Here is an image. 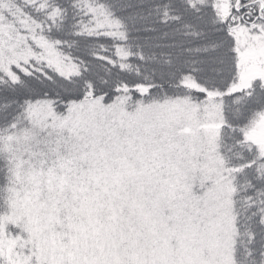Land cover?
<instances>
[{
    "label": "rangeland",
    "instance_id": "rangeland-1",
    "mask_svg": "<svg viewBox=\"0 0 264 264\" xmlns=\"http://www.w3.org/2000/svg\"><path fill=\"white\" fill-rule=\"evenodd\" d=\"M91 10L93 29L119 27L104 7ZM21 16L0 0V70L13 75L12 65L45 62L60 74L76 72V63ZM139 106L128 110L125 97L86 99L61 119L48 101L32 105L35 122L51 116L71 136L83 129L90 146L15 172L0 229L8 257L17 264L33 257L38 264L233 263L235 187L218 145L221 106L187 98ZM251 128L264 152V111ZM205 184L210 198L194 191Z\"/></svg>",
    "mask_w": 264,
    "mask_h": 264
},
{
    "label": "snow or ice",
    "instance_id": "snow-or-ice-1",
    "mask_svg": "<svg viewBox=\"0 0 264 264\" xmlns=\"http://www.w3.org/2000/svg\"><path fill=\"white\" fill-rule=\"evenodd\" d=\"M241 2L242 8H234V11L248 13V0ZM254 7L255 13L248 14L246 19L231 20V25L246 23L253 32H260L261 29L255 25L264 24V15H261L264 9H260L259 4ZM112 8L125 13L123 20L138 34V46L147 50L148 61L154 66L147 67L146 72L158 74L161 79L179 74L181 79L194 78L203 83L206 90L187 89L201 98L198 103L207 100L210 92L219 93L214 99L223 103L224 123L221 131L224 133V151L231 152L239 147L248 153L246 157L237 156L243 166L235 173L239 187L234 196L237 227L245 234L243 242L236 245L235 264H264V152H252L247 142H243L246 126L254 112L264 108V86L256 81L252 88L230 91L232 84L239 80L240 69L236 38L231 33L229 22L220 21L223 25L220 31L226 39L214 40L205 31L185 33L179 29L169 31L151 25L140 27L138 22L146 20L151 12L147 0H115ZM145 9L148 11H143ZM175 20L179 22L183 17L177 15ZM83 71L87 73L89 68L85 66ZM119 83L117 79L110 88L100 87L95 95L106 103L110 102L120 95ZM108 84L107 79L100 77V85ZM179 86L184 87L183 84ZM88 87L87 78L83 75L71 79L60 77L54 81L51 77L41 80L25 74L24 81H0V144L9 146L3 158H0V190H6L18 168L29 170L40 167L42 163L55 164L62 153L90 146L87 142L91 137L83 129L71 136L67 129L57 128L51 116L37 123L31 115L32 105L48 101L63 119L69 114L70 102L83 100ZM22 125L27 127L22 129ZM101 139H104L103 135ZM205 188L206 184L194 191L210 198L212 192L205 193ZM0 264H17V259L8 257L4 250H0ZM23 264L38 262L35 257L24 258ZM120 264L132 262L122 261Z\"/></svg>",
    "mask_w": 264,
    "mask_h": 264
},
{
    "label": "trees",
    "instance_id": "trees-1",
    "mask_svg": "<svg viewBox=\"0 0 264 264\" xmlns=\"http://www.w3.org/2000/svg\"><path fill=\"white\" fill-rule=\"evenodd\" d=\"M20 11L22 18H28L34 22L41 34L55 43L62 55H65L72 62L76 63L77 71L70 75L60 74L56 68L47 65L45 62L30 64L27 66L12 65L13 75L0 70V81H24L25 74H31L38 79L51 77L58 81L60 77L73 78L83 75L87 78L89 87L83 100H73L72 103L81 102L86 99L101 98L95 95L100 87H109L112 82L119 79L120 95L117 98L125 97V104L128 110L137 108L139 105H149L158 101L175 98H187L194 103L201 98L197 93H189L187 89L206 90L203 83L197 82L194 78L181 79L177 74L175 77L163 79L160 76L146 72L147 67L154 65L148 61L147 50H142L138 46L137 33L130 24H125L123 17L125 13L113 10L112 5L115 0H7ZM150 4L151 12L147 19L140 21L139 26L151 25L169 31L179 29L181 32L205 31L214 40L226 39L220 29L223 25L220 21H228L232 35L236 38L237 52L239 55V80L232 84L230 91L239 92L247 88H252L254 82L259 81L264 86V24L255 25L261 29L260 32H253L246 23H236L231 25V20L239 21L242 17L246 19L248 14L256 12L254 5L259 4L260 9H264V0H248V13L234 11V8H242L241 0H147ZM100 5L105 8L106 14L116 20L119 27L93 29V6ZM147 12L148 10H143ZM13 26L20 28L19 22L6 12ZM180 15L183 20L177 22L175 17ZM264 15V12H261ZM231 18V19H230ZM190 25V27H186ZM22 31V28H20ZM127 54H122V50ZM143 57V59H142ZM87 66L89 71L83 70ZM104 69L108 71L105 72ZM15 75V77H13ZM100 77L108 80L107 86L100 85ZM161 87H155V85ZM183 84L184 87L179 85ZM223 85H221L222 87ZM139 94V95H137ZM218 92H210L209 98L204 102L213 100L218 103L223 112V103L214 98ZM102 99V98H101ZM105 102V101H104ZM203 102V103H204ZM106 103V102H105ZM139 106V107H140ZM53 107V106H52ZM54 109V108H53ZM55 110V109H54ZM56 111V110H55ZM264 108L254 112L249 124L246 126L243 142L252 152H261L263 147L261 141L256 139L255 133L258 130L252 129L251 125L258 121ZM224 123V122H223ZM219 136V150L224 157L226 166L229 169L228 176L234 184L232 195V205L235 215L236 235L233 243V263L235 264V250L238 242H243L244 232L237 227L236 200L235 194L239 191L236 183L238 177L235 175L241 170L242 161L237 156H247L248 153L239 147L231 152L224 151V133L222 127ZM209 125V124H208ZM207 126V125H206ZM22 125V129L26 128ZM208 127H200L202 130ZM201 133L202 131L194 130ZM9 146L0 144V158L6 153ZM239 166V167H238ZM15 177L6 190H0V229L5 221V214L10 211V198L15 187ZM238 238H241L238 241ZM0 250H2L0 248Z\"/></svg>",
    "mask_w": 264,
    "mask_h": 264
}]
</instances>
